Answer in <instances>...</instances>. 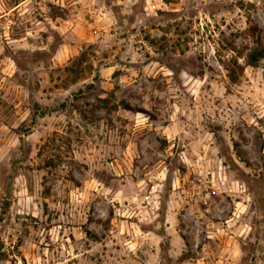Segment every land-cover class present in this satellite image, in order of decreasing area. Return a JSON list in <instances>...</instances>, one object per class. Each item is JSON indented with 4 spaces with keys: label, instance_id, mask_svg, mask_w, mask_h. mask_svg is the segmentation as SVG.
Listing matches in <instances>:
<instances>
[{
    "label": "rangeland",
    "instance_id": "obj_1",
    "mask_svg": "<svg viewBox=\"0 0 264 264\" xmlns=\"http://www.w3.org/2000/svg\"><path fill=\"white\" fill-rule=\"evenodd\" d=\"M261 46L264 0H0V264H264Z\"/></svg>",
    "mask_w": 264,
    "mask_h": 264
},
{
    "label": "trees",
    "instance_id": "obj_2",
    "mask_svg": "<svg viewBox=\"0 0 264 264\" xmlns=\"http://www.w3.org/2000/svg\"><path fill=\"white\" fill-rule=\"evenodd\" d=\"M261 59H264V46H261L258 49H253L247 56V65L255 66ZM239 68V67H238ZM238 70H241L239 68Z\"/></svg>",
    "mask_w": 264,
    "mask_h": 264
},
{
    "label": "crops",
    "instance_id": "obj_3",
    "mask_svg": "<svg viewBox=\"0 0 264 264\" xmlns=\"http://www.w3.org/2000/svg\"><path fill=\"white\" fill-rule=\"evenodd\" d=\"M170 229V228H169ZM169 234L171 235V233L169 232Z\"/></svg>",
    "mask_w": 264,
    "mask_h": 264
}]
</instances>
